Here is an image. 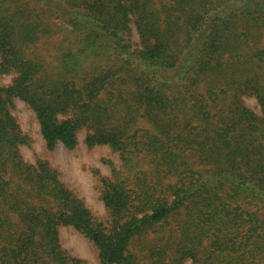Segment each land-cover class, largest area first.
<instances>
[{"label":"trees","instance_id":"trees-1","mask_svg":"<svg viewBox=\"0 0 264 264\" xmlns=\"http://www.w3.org/2000/svg\"><path fill=\"white\" fill-rule=\"evenodd\" d=\"M6 75L0 264H83L62 227L98 264H264V0H0ZM15 100L47 150L117 154L105 218L23 158Z\"/></svg>","mask_w":264,"mask_h":264},{"label":"rangeland","instance_id":"rangeland-1","mask_svg":"<svg viewBox=\"0 0 264 264\" xmlns=\"http://www.w3.org/2000/svg\"><path fill=\"white\" fill-rule=\"evenodd\" d=\"M131 29L133 40L136 41L134 28ZM12 77L13 75L2 76L0 83L7 85ZM244 101L249 108L258 110L254 98H247ZM12 115L22 133L29 139L27 145L20 147L23 158L30 163H35L37 158L48 161L58 171L62 182L82 198L89 210L94 215L105 218L106 211L99 200V182L93 177L91 169L97 170L102 175H109V162L114 166L120 164L117 154L112 153L107 147L87 149L82 143V134L78 135L79 144L73 150H66L61 145H57L53 150H47L34 114L23 102L14 101ZM59 241L64 250L83 260V264H98L94 247L71 227L59 229Z\"/></svg>","mask_w":264,"mask_h":264}]
</instances>
